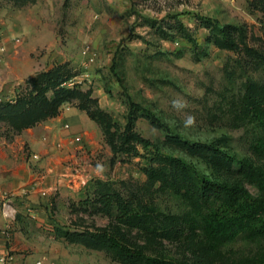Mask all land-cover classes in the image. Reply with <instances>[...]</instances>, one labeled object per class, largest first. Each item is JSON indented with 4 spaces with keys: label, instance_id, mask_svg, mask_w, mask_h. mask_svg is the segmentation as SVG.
<instances>
[{
    "label": "rangeland",
    "instance_id": "1",
    "mask_svg": "<svg viewBox=\"0 0 264 264\" xmlns=\"http://www.w3.org/2000/svg\"><path fill=\"white\" fill-rule=\"evenodd\" d=\"M208 19L242 28L245 43L239 42L238 52L213 42ZM245 45L264 50V0H0V100L12 98L37 73L59 66L77 82L74 88L88 93L83 102L98 117L95 123L79 112L75 106L80 99L74 97L59 107L58 115L69 109L75 112L78 129L66 119L49 120L52 117L27 127L50 142L57 134L52 144L58 151L63 150L65 137L81 144L74 151L76 162H71L72 156L54 160L60 166L56 178L67 180H48L50 168L29 163L40 179L33 196L26 190L19 195L6 191L0 198V210L4 204L14 209L11 219L23 253L41 264H121L105 249L55 230L120 226L85 200L93 197L96 179L123 192L127 185L146 179L143 168L151 149L136 144V155H114L104 133L106 128L112 136L123 130L130 100L189 140L221 138L229 151L260 162L248 150L250 134L225 115L245 72L259 73L240 66L248 58ZM133 126L164 153L183 157L216 176L201 156L168 140L142 114L135 115ZM25 129L13 135L0 119V141H10ZM23 147L30 152L28 145ZM247 188L256 193L252 185ZM150 196L163 211L184 209L183 201L168 188L155 185ZM128 235L151 254L177 257L184 251L183 243L135 229ZM262 243L239 235L221 247L214 264L244 263Z\"/></svg>",
    "mask_w": 264,
    "mask_h": 264
},
{
    "label": "trees",
    "instance_id": "2",
    "mask_svg": "<svg viewBox=\"0 0 264 264\" xmlns=\"http://www.w3.org/2000/svg\"><path fill=\"white\" fill-rule=\"evenodd\" d=\"M206 26L214 33L213 42L222 48L238 52L239 42L245 43L240 26L215 19L206 20ZM244 50L248 58L240 61V66L259 73L254 76L245 72L239 93L229 102L225 115L234 126L243 127L250 134L248 150L260 162L229 151L221 138L189 140L172 131L153 111L130 100L123 130L112 136L106 128L104 133L114 155H136V144L151 149L143 168L146 179L127 185L126 192L114 188L111 182L96 179L93 197L85 200L120 226L81 231L56 228V233L103 248L121 264H214L221 257V247L239 235L264 242V50L246 45ZM71 78L60 72L59 66L51 68L29 78L12 98L0 100V119L6 121L11 134L58 115L59 107L74 97L80 99L76 107L98 123L95 112L83 102L88 100V93L74 88L77 82L68 85ZM137 113L162 129L168 140L201 156L216 176L203 173L183 157L164 153L158 144L142 136L133 126ZM247 184L255 187V194ZM155 185L170 189L183 201L184 209H159L150 196ZM131 229L183 243V254L169 257L148 253L145 244L128 235ZM224 264H264V243L244 263Z\"/></svg>",
    "mask_w": 264,
    "mask_h": 264
},
{
    "label": "crops",
    "instance_id": "3",
    "mask_svg": "<svg viewBox=\"0 0 264 264\" xmlns=\"http://www.w3.org/2000/svg\"><path fill=\"white\" fill-rule=\"evenodd\" d=\"M75 108L82 112L89 120L92 121L84 110ZM72 110L64 111L60 116L52 117L49 120L55 118L66 119L70 121L73 130L78 129L79 120ZM26 132H22L20 135H15L10 141L3 139L0 141V198L3 197V193L6 191H13L19 195L22 191H30V196H33V187L38 182L39 177L31 171L29 163L37 166H44L52 170V174L48 175V180H67V178L59 177L58 179V167L54 160L58 158L65 159L68 156H72V163L76 162L74 157V151L80 147V142L75 140L71 141L69 138H62L64 148L62 151H58L52 144L53 140H56L58 135L54 134L50 140L45 136L33 135V131L30 128L25 129ZM29 146L30 152L25 150L23 145ZM31 152H37L40 155V159L33 161L29 155ZM70 152V154H67ZM61 154V155H60ZM45 157L42 159V156ZM10 206V205H9ZM24 245L19 242L18 231L15 229V221L11 218H6L0 210V253L5 250H10L13 254L12 260L8 264H34L36 260H33L28 255L23 253Z\"/></svg>",
    "mask_w": 264,
    "mask_h": 264
},
{
    "label": "built area",
    "instance_id": "4",
    "mask_svg": "<svg viewBox=\"0 0 264 264\" xmlns=\"http://www.w3.org/2000/svg\"><path fill=\"white\" fill-rule=\"evenodd\" d=\"M75 81L69 80L67 82L68 85H72ZM30 159L33 161H37L40 159V155L37 152H31L29 155ZM3 215L6 218H12L14 209L11 208L8 204H4V207L2 209ZM13 254L10 250H5L4 252L0 253V264H8L12 260ZM34 264H41L40 260H36Z\"/></svg>",
    "mask_w": 264,
    "mask_h": 264
},
{
    "label": "clouds",
    "instance_id": "5",
    "mask_svg": "<svg viewBox=\"0 0 264 264\" xmlns=\"http://www.w3.org/2000/svg\"><path fill=\"white\" fill-rule=\"evenodd\" d=\"M189 123H191V120H189Z\"/></svg>",
    "mask_w": 264,
    "mask_h": 264
}]
</instances>
